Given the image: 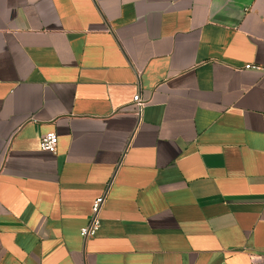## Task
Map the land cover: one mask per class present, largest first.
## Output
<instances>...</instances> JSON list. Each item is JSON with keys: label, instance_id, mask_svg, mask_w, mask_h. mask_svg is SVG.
Segmentation results:
<instances>
[{"label": "crops", "instance_id": "1", "mask_svg": "<svg viewBox=\"0 0 264 264\" xmlns=\"http://www.w3.org/2000/svg\"><path fill=\"white\" fill-rule=\"evenodd\" d=\"M263 255L264 0H0V264Z\"/></svg>", "mask_w": 264, "mask_h": 264}, {"label": "built area", "instance_id": "2", "mask_svg": "<svg viewBox=\"0 0 264 264\" xmlns=\"http://www.w3.org/2000/svg\"><path fill=\"white\" fill-rule=\"evenodd\" d=\"M133 102H134L135 110L137 112L141 110V108L145 103V101L141 98L138 92L134 94ZM56 144H57V133L55 131H48L41 134L40 147L42 149L53 152L56 149ZM104 200H105V192L95 196V198L92 200L91 213L89 219L86 224L80 227V234L83 238L93 236L96 233L100 225L99 212ZM262 264H264V255H263Z\"/></svg>", "mask_w": 264, "mask_h": 264}]
</instances>
